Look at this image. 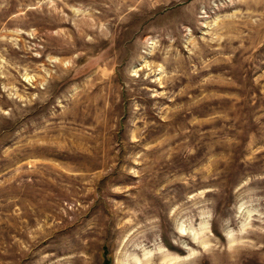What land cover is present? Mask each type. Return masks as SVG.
Returning a JSON list of instances; mask_svg holds the SVG:
<instances>
[{
  "label": "rangeland",
  "instance_id": "rangeland-1",
  "mask_svg": "<svg viewBox=\"0 0 264 264\" xmlns=\"http://www.w3.org/2000/svg\"><path fill=\"white\" fill-rule=\"evenodd\" d=\"M0 264H264V0H0Z\"/></svg>",
  "mask_w": 264,
  "mask_h": 264
}]
</instances>
